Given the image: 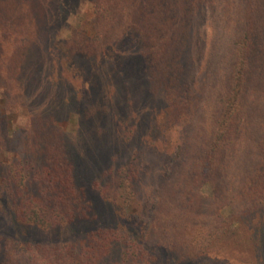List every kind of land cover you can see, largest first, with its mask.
Here are the masks:
<instances>
[{
	"label": "rangeland",
	"instance_id": "rangeland-1",
	"mask_svg": "<svg viewBox=\"0 0 264 264\" xmlns=\"http://www.w3.org/2000/svg\"><path fill=\"white\" fill-rule=\"evenodd\" d=\"M96 1L0 0V34L2 40L8 41L3 48L5 54H1L0 58L6 54L22 55L17 78L21 105L15 112H5V82L0 77V111L7 115L10 129L19 130L17 140L20 142L31 139L39 123L37 119L56 127L59 131L57 143L62 146L64 159L75 167L74 185L91 202L92 211L97 215V225L113 228L127 224L129 227L126 230L136 234L141 241V237L148 233L151 221L155 223L157 213L159 223L163 221L161 217L171 211L176 214L173 207L154 208L156 201L164 195L170 199V192L179 198L187 180L193 183L194 175L203 177L194 165L191 143L199 135L202 136L200 127L203 118L206 129L211 124L215 113L208 106L212 85L219 89L215 82L223 80L228 73L231 39L246 31L251 32L257 24L260 14L256 6L258 0L205 1L194 17L190 11L183 16L176 9H171L172 17H169L165 14V3L164 7H157L147 0L150 3L149 12L143 27L148 20L151 25L162 21V18L169 26L175 27L168 31L163 53L167 57L175 54L177 58L173 57V62L169 63H179L185 70L181 86L189 88L186 95L188 99L191 97L186 112H179L162 82H156L157 87L149 81L142 37L137 30H123L106 55L96 52L95 49L102 43L100 34L105 31L98 26ZM122 2L125 4L126 0ZM189 8L190 5L187 10ZM112 13L108 16L112 17ZM17 15L29 21L30 30L27 31L23 25L21 29L11 30L18 25ZM116 16L120 18V13ZM2 25L7 27V31L1 28ZM114 31H120V28ZM262 38L264 36L256 41L258 50L262 48ZM255 63L250 85V89L254 87V92L244 98L247 107L249 105V117L254 111L257 126L253 129L259 136L264 134V121L261 119L264 100L256 93L263 81ZM166 64L168 62L161 63L160 69ZM171 93L178 95L180 92L177 94L173 86ZM13 146L17 148L14 153L0 156V187L4 192V195L0 194V261L5 256L6 242L15 239L42 244L81 242L83 235L71 228L58 226L48 229L23 224L16 218L15 198L11 194L15 184L11 178L13 166H10V161L24 156L33 157L22 153L24 147L21 150L19 146ZM236 149L237 146L233 147L230 155L223 159L226 165L223 164L222 170L232 171L233 160L245 155L246 151ZM52 150L56 151L55 148ZM127 166L135 169L136 173L130 180L135 196L132 203L126 206V212L139 218L137 225L135 222L130 224L133 219L122 215L121 207L106 200L101 189L95 185L97 180L104 183L108 176V182L104 183L111 182L108 191L121 195L123 188H120L117 175L119 169ZM218 171L221 173V168ZM204 178H201V197L196 202L200 212L196 220L217 221L213 223L215 225L224 221L230 225V232L222 233L214 240L211 257L195 264H264V238L260 235L264 224V199L261 206H253L249 199L244 204L242 197L234 198L232 204L223 201L228 193L218 190L217 200L215 192L222 186L221 175L210 182ZM40 187L39 182L34 180L32 193H37ZM189 207L187 204L184 210ZM168 226L166 229L158 226L153 234H148L153 244L166 241L165 236L171 230ZM120 229L123 228L120 226ZM206 232L204 227H195L189 232L192 238L184 237L185 241H211L215 235L206 238ZM181 237L178 235L171 239ZM124 249V242L115 241L110 251L101 255L96 264L118 262ZM142 262L139 260L140 264Z\"/></svg>",
	"mask_w": 264,
	"mask_h": 264
},
{
	"label": "trees",
	"instance_id": "trees-1",
	"mask_svg": "<svg viewBox=\"0 0 264 264\" xmlns=\"http://www.w3.org/2000/svg\"><path fill=\"white\" fill-rule=\"evenodd\" d=\"M205 1L209 0H158L157 4L156 0H150V3L152 2V5L157 7L158 5L164 7L165 3V14L169 17H172L171 9L178 10L179 14H183V16L187 11H190L194 17L204 6ZM150 3L147 0H126L125 4L122 0H97L98 26L105 31L101 32L102 43L95 50L97 53L100 51L106 55L108 48L115 38L121 36L123 30L140 32L149 81L157 87L159 85L158 83L156 85V82H162V85L168 88V96L175 102L179 112H186L191 97L188 99L186 95L189 88L181 86L185 70L179 63H169L173 62V57L177 58L175 54L173 57H167L163 53L168 40V31H172L175 27L169 26L163 18L162 21L151 25L148 20L147 25L143 27ZM189 5L190 8L187 10ZM256 6L260 12L256 19L257 24L251 32L246 31L231 39L229 45L231 60L228 62V73L224 75L223 80L215 82L219 89L212 85L209 94L211 102L208 106L215 113L212 116L211 124L206 129L207 125L203 118L202 127H200L202 136L196 137L191 145L195 159L194 165L198 171L202 172L205 181H215L219 174L223 179V187H219L215 192L217 200L220 194L218 190H221L228 193L223 197V201L233 204L234 198L242 197L244 204L249 199L253 206H261L262 199H264V134L257 136L253 129L257 126V119L253 109V115L249 117V105L247 107L244 98L246 94L254 92V87L251 86L250 89V85L256 61V68L261 71L260 78L263 81L260 83L261 85L259 84L260 88L256 94L264 100V38H262L260 50L256 45L257 39L264 36V0H258ZM112 11L113 16L109 17L108 15ZM248 12L253 14L251 10ZM117 13H120V18L116 16ZM15 18L18 25H14L11 30L21 29L22 25L27 31L30 30L29 21L19 15ZM1 28L7 31L6 26L2 25ZM116 28H120V31L115 32ZM14 35L18 34L15 32ZM4 44H8V41L1 39L0 55L5 54ZM21 59V53L18 55L6 54L0 58V77L5 82L3 99L5 112H15L21 105L17 79L21 71ZM166 62L168 64L162 65L160 69V64ZM173 86L177 94L180 92L178 95L170 94V89ZM5 112L0 111V156L14 153L17 149L13 146L15 145L19 148L24 147L23 150L21 148L22 153L26 152L27 155L31 154L33 157L24 156L21 159L10 161V166H13L10 170L13 173L11 178L15 184L11 194L15 198L13 207L16 218L23 224H35L48 229L58 226L68 227L82 234L83 240L81 242L62 243L57 241L58 243L42 244L13 239L12 242H6L5 256L0 264H96L101 255L110 251L109 249L112 248L115 241L122 244L124 242L125 249L121 259L114 264H128V262L129 264H140L139 260H143L142 264H195L201 259L211 257L214 240L218 239L222 233L230 232V225L224 221L215 225L213 223L217 221L196 220L197 214H200L197 211L196 202L201 197L199 191L202 187L201 178H203L198 175H194L193 183L186 179L185 188L179 198L174 192H170V199L164 195L160 201H156L154 208L156 206L173 207L176 208V210L174 209L176 214L171 211L167 216L161 217L163 221L159 223V214L157 213L154 218L155 223L153 224L151 221L149 231L141 237V241L136 237V234L126 230L129 227L127 224L122 223L113 228L97 225V215L92 211L91 202L87 199L86 194L74 185L75 167L73 168L64 159L62 146L57 143L59 141L57 139L58 129L48 121L37 119L39 123L36 124L35 128L37 129L31 139L20 142L17 140L19 130L10 129ZM261 119L264 121V115L261 116ZM41 130L44 131L41 132ZM28 142H32V144H28ZM235 146L239 152L240 150L246 151L245 155L233 160L235 169L233 168L232 171L222 170L223 164L226 165L223 159L230 155V150ZM178 147L180 148V144ZM53 148L56 151H53ZM129 168L130 166H127L118 171L117 180L120 188H123L121 195L108 191L107 187L111 182L104 184L108 182L106 181L108 176L105 177L104 183L97 180L95 185L101 189L106 200L121 207L124 213L122 215H125L127 219H133L130 224L135 222L137 225L139 218L132 217L126 212V206L132 203L135 196L130 180L133 178L132 174L136 172L135 169ZM220 168L221 173L218 171ZM219 179L221 180V178ZM34 180L38 181L41 186L37 193L31 191ZM0 194L4 195L2 187H0ZM187 204L190 207L184 210ZM167 224L170 225L171 230H168L169 234L165 236L164 240L166 241L153 244L152 237H148V234H153L152 232L158 226L161 229H166L169 227ZM120 226L123 229H120ZM195 227L206 228V238H211L213 235L215 237L211 241L202 243L192 241L187 243L184 237L191 239L192 236L189 232ZM178 235H182V237L171 239ZM260 235L261 238H264V224L260 229ZM182 246L188 248H182Z\"/></svg>",
	"mask_w": 264,
	"mask_h": 264
}]
</instances>
